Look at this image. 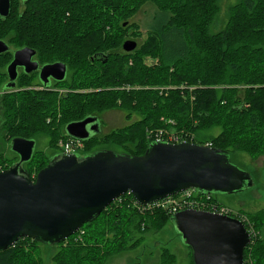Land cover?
Here are the masks:
<instances>
[{"label": "trees", "instance_id": "1", "mask_svg": "<svg viewBox=\"0 0 264 264\" xmlns=\"http://www.w3.org/2000/svg\"><path fill=\"white\" fill-rule=\"evenodd\" d=\"M145 2H152L162 12H156L152 16L148 25L150 34L142 45L137 44L130 52L120 51L122 41L118 40L119 45L113 50L114 53L95 49L80 59L71 57L72 62L78 63L73 70L78 73L80 80L85 78L86 82L70 79L62 81L60 86L67 89L94 86L103 89L102 91L34 94V91L25 89L13 95H5V98L1 94L0 119L5 120V129L12 133V130L24 129L33 124L35 130H45L46 119L55 120L61 105L63 107L64 104L87 95L102 97L105 103L114 101L119 106L122 105L120 108H125L123 106L126 104L134 105L135 109L125 110L139 114L140 117L119 129L107 134H94L82 142L119 138L126 148L122 152L140 155L149 143L147 133H144L145 127L159 126V116L165 114L175 124L168 129L186 128L185 131L192 134V142L210 143L211 146L227 151L228 147L244 150L249 146L257 150L258 145L252 142L264 143V116H261V111L264 110V0H236L228 8L226 25L215 33L209 32V26L216 19L218 0H24L20 5L22 10H18V3L10 0L9 14L4 18L0 17V39L5 40V33H8L16 47L26 45L35 50L48 43H56L60 47L61 44L71 42L70 38L73 44L79 42L80 48L86 47L87 41L94 48H100L97 45L102 41L113 42L111 30L122 32L130 24L126 21L127 18L108 19L107 16H119L115 8L122 7L133 10L136 8L130 13L132 16ZM123 22L126 24L123 25ZM5 23L9 25L6 30H2ZM51 31L57 35L49 38L45 32ZM40 32L44 35H39ZM71 51L73 54L77 52L76 49ZM146 55L156 61L146 64ZM4 56L5 53L0 54V60ZM65 64L68 68L67 63ZM25 84H29V81H25ZM244 104L248 106L245 107ZM87 115L98 114L87 112L78 119L64 122L59 126L63 137L69 138L64 130L66 123ZM215 122L223 124L225 129H221L216 136L204 137L202 131ZM1 123L3 124L2 121ZM227 130L233 135L227 134ZM138 133L140 134L136 136ZM236 133L242 135L235 137ZM11 135L20 136L18 133ZM21 137L35 139L34 134H23ZM223 142L225 145L219 144ZM101 148L106 146H96L84 152L78 150L77 153L84 154ZM58 151L60 149H55L52 154ZM35 152L34 149L30 160L24 164L25 168ZM52 154L42 155L44 162L39 170L46 165ZM193 193L196 198H205L204 194L196 190ZM177 195L179 193L171 196ZM122 200L126 203H121ZM134 205L140 206L129 192L117 197L95 219L81 226L95 224L93 242L90 245L85 240V234H82L92 252L86 247L82 248L83 251L77 250L78 248L69 249L67 243L70 236L54 244L59 245L60 249L51 257L52 264H98L99 257L107 256L108 247L115 243L123 246L131 238L129 234L125 238L124 235L131 232L132 228L143 232L153 227L152 224L158 218L169 221L173 213L171 207L166 206V210L153 207L151 213L144 211L145 214L136 210ZM111 213L116 222L102 236L101 243L99 220L102 217L105 223ZM257 216H250L257 236L254 238L251 235L253 242L243 250L244 264H264L262 226L258 225V221L254 222ZM259 220L264 221V217L260 216ZM244 225L247 228V224ZM81 227L72 235L74 238L81 235ZM21 239L40 243L27 237L19 238L12 246L0 251V264H40L37 253H32L31 250L29 252V249L25 252L20 248L14 250L16 255H21L20 263L11 259L9 253Z\"/></svg>", "mask_w": 264, "mask_h": 264}, {"label": "water", "instance_id": "2", "mask_svg": "<svg viewBox=\"0 0 264 264\" xmlns=\"http://www.w3.org/2000/svg\"><path fill=\"white\" fill-rule=\"evenodd\" d=\"M9 11L10 0H0V17ZM136 45L135 40L125 39L121 48L130 52ZM7 48L0 39V54ZM34 53L28 46L13 52L6 69L7 87L15 85L17 66L26 72L36 69L31 60ZM66 69L64 62L54 61L42 67L41 76L51 74L62 80ZM64 130L81 141L101 133L96 115L70 121ZM34 140L14 136L9 149L18 158L0 170V251L21 237L51 246L64 241L127 192L146 205L188 189L205 195L235 194L254 184L248 171L231 162L227 150L163 139L149 141L140 155L111 148L84 154L58 151L32 179L24 164L33 154ZM169 222L189 248L193 264H244L243 250L251 237L236 216L184 208L173 212Z\"/></svg>", "mask_w": 264, "mask_h": 264}, {"label": "rangeland", "instance_id": "3", "mask_svg": "<svg viewBox=\"0 0 264 264\" xmlns=\"http://www.w3.org/2000/svg\"><path fill=\"white\" fill-rule=\"evenodd\" d=\"M14 2L18 3L19 9L22 10V7L20 6L19 2L20 0H14ZM117 3V1H115ZM236 0H218V11L216 19L213 20V22L209 26V32L215 33L219 31L220 29H223L226 25L227 16H228V8L231 4H234ZM117 7V5H115ZM136 9V8H135ZM135 9H125L122 8H115L117 10L119 16L115 15H109L107 16L108 19H117V18H127L129 26L122 31V32H114L111 30L110 35L113 36V42L109 41H102L100 45H97L100 48H94L88 41L85 43L86 47L80 48L79 42L74 43L72 42V38H70L71 42L61 44L60 47L56 45V43H48L46 45L38 46L37 53L38 56L43 61H52L56 60L57 58H61L62 62L67 63V78L65 81H69L70 79L79 80L83 83L86 82L85 78H82L80 80V76L78 73H75L73 70V67H75L78 63L72 62L71 57H77L78 59L82 58L83 56L91 53L95 49L97 51H107L109 53H114L113 50L116 49V46L119 45V41L122 42L124 39H133L137 41L138 45H142L144 42L147 41L148 35L150 34V29L148 28L149 22L151 21V18L153 15L156 14V12H162V9H158L155 4L152 2H145L138 10L137 12H134L132 16H130V13L135 11ZM41 12V11H39ZM8 23H5V26L2 30H6L8 27ZM53 27H57L56 25H52ZM42 30L44 28L42 27ZM53 31V30H52ZM51 32H45L46 36L49 38H52L53 36H56L57 34H54ZM6 32V31H5ZM8 34V33H7ZM5 33V38L12 47H16V43L13 42L11 39H9V36ZM39 35H44L42 32H40ZM109 35V36H110ZM255 37L253 36L252 39ZM110 40V39H109ZM121 42V44H122ZM43 44V43H41ZM76 49V54H73L71 50ZM120 51L122 48H120ZM10 55L4 56V59L0 60V70H1V78L2 82L4 81V75L2 74L4 71L5 64L8 62ZM144 62L146 64H150L154 62L153 57L151 56H145ZM25 76H21L17 80L16 88L14 90L8 91V93H4L3 97L5 98V95H13L14 93L18 92L19 90H25ZM0 83V86L2 84ZM77 82V81H76ZM78 84V82H77ZM87 86H83V88L80 89H74L71 88L70 90L62 87L60 85H57V88L55 91H45V92H55L56 94L60 93H87L89 91H102L103 89L99 87L94 86L91 88H85ZM125 88H127L125 86ZM32 90V89H31ZM33 91V90H32ZM44 92V93H45ZM100 97V96H97ZM1 98V97H0ZM77 99V98H76ZM74 100L71 102H68L66 104L61 105L60 111L57 114V117L55 120L50 121L49 118L46 119L47 126L45 127V130H35V126L32 124L30 127H25L24 129L19 130H12V133L7 131L5 127V120L0 119V170L8 167L12 162H14L17 159V156L14 152L10 151L8 149L9 147V141L12 137L11 134L18 133L21 135H33L36 139L35 144V155L33 156L32 160L28 163L26 166L27 171L32 179L35 178L39 167L43 165L44 159L42 155H49L52 154L55 149H59V143H65L70 141L71 144L77 145L79 150L81 151H87L91 148H94L96 146H106V148H111L115 151H125L126 148L123 147V145L120 143L119 138H106L104 141L101 139H91L89 142H74L71 139L74 138H67L63 137V133L59 131V126L63 125L64 122L71 120V119H78L82 116H84L87 112H95L99 116V123H100V129L101 132L107 134L111 132L112 130L119 129L120 127H123L127 124H129L131 121L137 119L140 117L139 114H136L134 112H130L129 110H125L126 108L129 109H135L134 105H124L125 108H120L119 103H115L114 101L112 103H105L102 97L100 98H93L88 97L87 95L80 97V100ZM5 101V99H4ZM76 101V102H75ZM245 107H247V104H244ZM223 111L224 109L221 108ZM1 111V110H0ZM63 111V113H62ZM215 113V112H214ZM210 114L214 116L211 111ZM165 114H160L159 116V126H146L144 129V133L146 134L148 130L152 129H162L164 131H167L166 129L170 126V124L167 122L168 117H165ZM261 116H264V110L261 111ZM231 118V117H230ZM3 122V124L1 123ZM239 125V124H238ZM175 126V124H173ZM144 127V126H143ZM221 129H225L224 125L215 122L212 125L208 127V129L203 130L201 133L204 135V137H211L216 136L220 133ZM176 130H186V128H180ZM143 133V130H142ZM189 133V132H188ZM227 134L231 132L227 130ZM135 134L136 136L139 135ZM189 135H192L189 133ZM233 135V134H231ZM235 137L241 136L242 134H234ZM146 137V136H145ZM126 138V135H125ZM147 138V137H146ZM148 139V138H147ZM189 139V137H188ZM150 141V139H148ZM223 143H219L221 145H225ZM210 144V143H209ZM252 144L258 145V151L250 148L247 149H239L234 147H228V151L230 153V160L233 164L237 165L239 168L244 169L248 171L253 179L254 184L251 187H246L242 191L235 193V194H221L217 193L215 194L214 198H192L187 197L185 194L182 195V193H179L174 199L176 200H185L190 201V204L196 205L197 209L201 210H207V211H219L221 208H228L233 214L237 215V217L242 218L244 221V224H247V229L249 230L250 237L253 235L254 238L257 236V232L255 230V227L251 224V218L252 215H258L254 218V222L258 221V225L262 226V235L264 238V221L259 220L260 216L264 217V143L253 141ZM188 198V199H187ZM121 203H126L125 200H122ZM159 208H162L166 210V206H158ZM113 207H111L112 209ZM137 208V207H136ZM157 208V207H154ZM168 208V207H167ZM151 209L153 208H146L143 210H138L141 213H145L144 211H147L148 213H151ZM146 214V213H145ZM122 215V214H121ZM119 214V216H121ZM121 219H124V217H120ZM256 218L258 220H256ZM118 219V218H117ZM116 222V218L113 213L110 214L108 217V220L104 223V219L101 217L99 220V223L101 225L100 229V237L99 242L103 241L102 236L110 229L113 228V224ZM155 223V224H154ZM152 224L153 227L146 229L145 231H137L134 230V228L131 229V232H128L124 235V238L129 234L130 239L126 241V243H123V246H118V243L113 246L108 247V254L107 256L103 258L99 257L97 260H99L98 264H192L191 257H190V251L189 248L182 242L180 237L177 235V231L174 227V225L167 220L166 218H158L155 220ZM97 224V223H96ZM95 224L91 225H85L81 227V235L77 238H74L75 236H72L69 238V241L67 243V246H69V249L78 248L77 250L83 251V247H86L89 249L90 243L93 242V234L94 229L93 226ZM245 226V225H244ZM246 228V227H245ZM246 229V230H247ZM85 234V240L83 239L82 234ZM98 236V235H96ZM250 239L251 244L253 242L254 238ZM92 239V240H91ZM77 242H81L80 244H77ZM102 243V242H101ZM248 244V245H249ZM88 246V247H87ZM20 248V250L25 252V250L29 249L32 251V253H37L38 258L40 260V264H52L53 260L51 257L60 249L59 245H53L47 246L42 243H34L29 239H21L18 241L15 248H13V252L9 253L11 256V259H14L16 263L21 262V255H16L14 250ZM87 249L85 251H87ZM90 253L92 252L91 249ZM115 252V253H113Z\"/></svg>", "mask_w": 264, "mask_h": 264}, {"label": "flooded vegetation", "instance_id": "4", "mask_svg": "<svg viewBox=\"0 0 264 264\" xmlns=\"http://www.w3.org/2000/svg\"><path fill=\"white\" fill-rule=\"evenodd\" d=\"M24 2V0H20L19 4L21 5V3ZM5 44L7 45V50H5V56L6 55H10V59L8 60V62L5 64V67H4V81L2 82L1 84V87H0V95L1 94H6L8 93V91L10 90H14V89H17L16 88V84H17V80L19 78H21V76H25L27 77L26 78V81H29V84H25V87H28V88H24V89H32L34 91V94H42L44 93L45 91H55V89L57 88V85H60L62 83V81H65L66 78H67V69H66V72H65V76L62 80H58L56 79L53 75L49 74V75H46V76H41L42 72V67L46 64H50L54 61H59V60H52V61H43L41 60V58L38 56V53H37V50H35L34 48V55L31 57V60L32 61H35L37 63L36 65V69L30 71V72H26L24 67L23 66H17L16 67V71H17V76L14 80V83L15 85L13 87H7L6 85L8 84L9 82V79H8V74H7V65L8 63L11 61L12 57H13V52L18 49V48H21L23 46H26V45H23L21 47H12L11 44L5 39ZM29 47V46H28ZM32 48V47H31ZM43 75V74H42ZM70 90V89H69ZM51 91V92H52ZM60 94H65V93H60ZM13 138V137H12ZM11 138V139H12ZM10 139V140H11ZM35 141V144H36V139L34 140ZM10 142V141H9ZM9 145V144H8ZM9 147V146H8ZM9 149V148H8ZM17 156V154H16ZM18 158V156H17ZM17 160V159H16ZM207 199H210V197L214 196V194H210V195H205ZM184 208H194V209H197L196 208V205H184V206H181L180 209H184Z\"/></svg>", "mask_w": 264, "mask_h": 264}, {"label": "built area", "instance_id": "5", "mask_svg": "<svg viewBox=\"0 0 264 264\" xmlns=\"http://www.w3.org/2000/svg\"><path fill=\"white\" fill-rule=\"evenodd\" d=\"M155 61L156 60L154 59V62ZM160 88H164V87H160ZM189 88L192 89V87H189ZM167 122L170 124V126H173V124H174L172 120H168ZM166 130L167 131H164V130L159 129V128L154 129V130L150 129V130H148L146 136L148 139H150V141L163 139L167 142H172V143H177L180 141L192 142L191 135H189V133L186 132L185 130H173V131H171L168 128ZM188 137H189V139H188ZM71 140H73L74 142L81 141V140H76V139H71ZM205 145L211 146L209 143H205ZM59 149L61 152H65V153L77 152L79 150L77 145L73 146L70 141L65 142V143H59ZM193 192H195L194 189H188V190L182 191L180 193H182V195L185 194L187 197L195 198V196L193 195L194 194ZM174 197L175 196L170 195V196H167L165 198L153 201V202L146 204V205L140 204V206H136V205H134V206L137 207L139 210H143L146 208L158 207V206H169V207H171L172 212H175V211L179 210L181 208V206L190 205V201H186V199L182 200L184 198H182L181 200H176V199H174ZM204 197L206 198V196H204ZM212 212H218V213H225V214L233 215V214H231L232 212L226 207L221 208L219 211L212 210ZM233 216L237 217V215H233ZM237 218H239V217H237ZM239 219L242 222L244 221L242 218H239ZM247 231H249V230L247 229Z\"/></svg>", "mask_w": 264, "mask_h": 264}]
</instances>
